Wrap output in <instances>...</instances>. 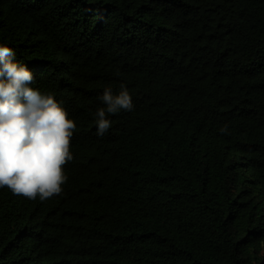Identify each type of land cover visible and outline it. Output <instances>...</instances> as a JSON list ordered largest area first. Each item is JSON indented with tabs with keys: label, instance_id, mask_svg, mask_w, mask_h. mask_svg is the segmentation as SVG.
<instances>
[{
	"label": "trees",
	"instance_id": "1",
	"mask_svg": "<svg viewBox=\"0 0 264 264\" xmlns=\"http://www.w3.org/2000/svg\"><path fill=\"white\" fill-rule=\"evenodd\" d=\"M0 45L77 125L61 194L0 188V264H264V0H0Z\"/></svg>",
	"mask_w": 264,
	"mask_h": 264
},
{
	"label": "clouds",
	"instance_id": "2",
	"mask_svg": "<svg viewBox=\"0 0 264 264\" xmlns=\"http://www.w3.org/2000/svg\"><path fill=\"white\" fill-rule=\"evenodd\" d=\"M0 45V188L14 195L46 201L62 193L68 177L64 166L73 159L70 138L77 125L53 93L32 87V70ZM105 105L95 112L96 134L111 127L109 115L134 108L123 83L118 93L105 88ZM227 126L221 128L225 132Z\"/></svg>",
	"mask_w": 264,
	"mask_h": 264
}]
</instances>
